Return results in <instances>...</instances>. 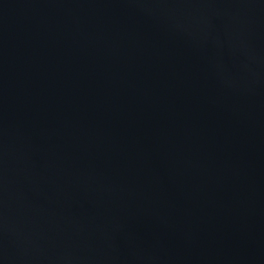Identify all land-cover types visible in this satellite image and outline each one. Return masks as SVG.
Returning <instances> with one entry per match:
<instances>
[{
	"label": "water",
	"instance_id": "obj_1",
	"mask_svg": "<svg viewBox=\"0 0 264 264\" xmlns=\"http://www.w3.org/2000/svg\"><path fill=\"white\" fill-rule=\"evenodd\" d=\"M0 264H264V0H0Z\"/></svg>",
	"mask_w": 264,
	"mask_h": 264
},
{
	"label": "bare ground",
	"instance_id": "obj_2",
	"mask_svg": "<svg viewBox=\"0 0 264 264\" xmlns=\"http://www.w3.org/2000/svg\"><path fill=\"white\" fill-rule=\"evenodd\" d=\"M103 190L104 189H107V188H102ZM88 208V203L87 202H82V203H80V204H76L75 205V207L72 209V210H70V212H69V214H68V220H73V219H75L76 217H78V216H80L81 215V213L84 211V210H86ZM75 209H78V211L76 212V213H71V212H73V210H75Z\"/></svg>",
	"mask_w": 264,
	"mask_h": 264
}]
</instances>
